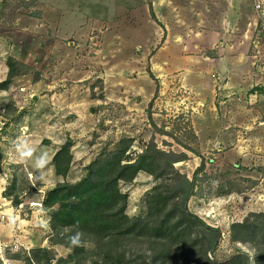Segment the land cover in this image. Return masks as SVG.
Wrapping results in <instances>:
<instances>
[{
	"label": "rangeland",
	"instance_id": "rangeland-1",
	"mask_svg": "<svg viewBox=\"0 0 264 264\" xmlns=\"http://www.w3.org/2000/svg\"><path fill=\"white\" fill-rule=\"evenodd\" d=\"M67 144L63 178L53 160ZM125 146L123 164L149 151L157 174L178 160L160 179L119 183L130 219L147 216L155 188L188 185L190 212L220 232L208 259L257 264L232 227L264 213V0H0V194L18 216L1 229L14 248L0 264H28L39 249L67 264L43 202ZM197 237H210L201 224L189 245ZM208 248L189 249L190 264Z\"/></svg>",
	"mask_w": 264,
	"mask_h": 264
},
{
	"label": "trees",
	"instance_id": "trees-1",
	"mask_svg": "<svg viewBox=\"0 0 264 264\" xmlns=\"http://www.w3.org/2000/svg\"><path fill=\"white\" fill-rule=\"evenodd\" d=\"M4 84L8 87L9 82ZM69 149V144L62 147L53 160L57 176L63 178L67 177L71 168ZM127 149L128 146H125L92 164L87 176L78 183L63 182L48 192L43 206L52 211L54 244L72 250L63 262L88 264V259L95 257L91 264H190L189 249H196L198 244L203 243L210 250L204 251L202 264H218L208 259V253L220 241V232L205 226L188 209V183L185 184L186 190L172 191L163 186L155 188L146 217L130 219L126 215V196L121 194L119 183L131 182L140 171L160 179L168 175L178 161H168L169 167L157 174L155 168H160V164L149 151L134 163L123 164ZM197 224L204 226L210 237H197L189 245ZM232 228L233 240L253 243L258 251L257 264H264V213L251 214ZM77 232L81 233L83 241L95 245L93 251H87L81 243H70L69 237ZM143 253L150 254V257ZM53 259L49 250L39 249L35 261L29 259L28 264H53ZM231 263L249 264V259L246 255H238Z\"/></svg>",
	"mask_w": 264,
	"mask_h": 264
},
{
	"label": "built area",
	"instance_id": "built-area-1",
	"mask_svg": "<svg viewBox=\"0 0 264 264\" xmlns=\"http://www.w3.org/2000/svg\"><path fill=\"white\" fill-rule=\"evenodd\" d=\"M260 7L261 6H258V8ZM15 210L16 209L12 200H8L6 197L0 194V259L3 262L5 258L4 256L8 253V251H11V248H14V244H10L11 241L9 242L2 238L1 229L6 225L14 223V221L17 219L18 216H15ZM11 238L16 239V242L19 241L14 235H12Z\"/></svg>",
	"mask_w": 264,
	"mask_h": 264
},
{
	"label": "clouds",
	"instance_id": "clouds-1",
	"mask_svg": "<svg viewBox=\"0 0 264 264\" xmlns=\"http://www.w3.org/2000/svg\"><path fill=\"white\" fill-rule=\"evenodd\" d=\"M35 151L34 148H29L27 151H22L21 152V158H25V157H31L33 152ZM46 153L36 157V163L35 166L36 167H42L43 164L46 162L45 161V157H46ZM80 237H81V233L77 232L75 236L69 237L70 243L72 245H78L80 243Z\"/></svg>",
	"mask_w": 264,
	"mask_h": 264
}]
</instances>
